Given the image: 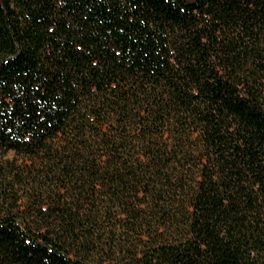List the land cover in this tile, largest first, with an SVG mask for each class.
I'll return each mask as SVG.
<instances>
[{
  "label": "trees",
  "instance_id": "trees-1",
  "mask_svg": "<svg viewBox=\"0 0 264 264\" xmlns=\"http://www.w3.org/2000/svg\"><path fill=\"white\" fill-rule=\"evenodd\" d=\"M0 264H264V0H0Z\"/></svg>",
  "mask_w": 264,
  "mask_h": 264
}]
</instances>
